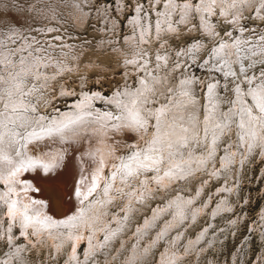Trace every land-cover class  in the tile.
Returning a JSON list of instances; mask_svg holds the SVG:
<instances>
[{
    "label": "bare ground",
    "instance_id": "bare-ground-1",
    "mask_svg": "<svg viewBox=\"0 0 264 264\" xmlns=\"http://www.w3.org/2000/svg\"><path fill=\"white\" fill-rule=\"evenodd\" d=\"M153 1L152 14L134 0L124 36L116 17L125 12L124 0H115L113 8L99 2L93 14L101 21L109 22L108 13L117 12L109 22L112 38L72 47L62 32L68 22L87 23L92 14L87 16L86 9L95 0H0V241L9 244L0 264H29L22 252L35 243L50 246L53 254L47 264H53L50 256L58 253L67 258L63 264L92 263L97 253L105 254L120 228L131 227L135 234L120 235L121 246L114 255L119 264L149 261L160 242L165 247L157 264H186L190 255L204 256L208 247L216 251L230 229L233 222L227 213L234 206L230 195L237 191L229 183L233 164L253 149H261L264 158V70L248 69L264 62V30L252 35L254 26L248 30L241 26L246 17L264 20V0ZM218 24L226 25L224 34ZM35 30L50 41L48 46L35 44ZM191 34L200 38L172 46L171 38L182 42ZM104 54L116 57L121 81L135 75L137 84L123 83L108 93L84 90L88 71L108 70L99 59ZM200 63L204 80L189 68ZM71 74L76 76L74 86L64 81ZM53 88L55 93L49 95ZM55 96L67 98L68 105L53 110L49 104ZM98 101L107 107H98ZM40 103L52 109L51 117L47 111L37 112ZM110 105L118 108L117 114ZM150 123L154 133L149 142ZM127 130L137 133L136 141L126 140ZM228 131L236 138L225 139L230 144L224 147L221 141ZM54 134L57 144L52 142ZM217 159L220 168L213 166ZM144 166L152 169L150 178L139 170ZM207 170L212 179L223 181L208 198L202 197L204 183L196 190L179 186L180 180L185 183ZM59 177L75 205L51 214L46 199H33L34 181L41 178V183L57 185ZM152 189L163 190L165 202L145 215L142 225L133 226L129 220L133 205L147 201ZM215 197L219 199L214 204ZM118 199L124 203L123 218L110 210ZM197 214L207 216V221L193 239L187 226ZM259 216L263 226L264 207ZM16 228L24 244L16 241ZM84 243L83 260L78 247ZM259 257L258 263L264 264Z\"/></svg>",
    "mask_w": 264,
    "mask_h": 264
},
{
    "label": "rangeland",
    "instance_id": "rangeland-1",
    "mask_svg": "<svg viewBox=\"0 0 264 264\" xmlns=\"http://www.w3.org/2000/svg\"><path fill=\"white\" fill-rule=\"evenodd\" d=\"M102 1H105V3L107 2L108 3L107 5H111V7L113 5H115L114 3H116L115 0H95V3L88 5V8L86 9L87 16L92 14V16H88L87 23L80 22L79 24H77L75 21H74V23L68 22V24H67L68 29L67 30L64 29L67 33H65L63 30L62 33H64V34H62V33L61 34H62L64 39H66V40L70 41V43H72V44H70L72 47L73 46L77 47V45H82V46L90 45V44L96 45L100 41L101 37H104V36L106 38H112V31H111V28L109 29V27H110L109 22H110V19H113L114 14L116 15L117 12L114 11L113 13H111V12L108 13L109 18H110L109 22H107L108 24L106 23V21L103 22V21H101V19L96 18V15L94 17V14H93V13H95L96 5L100 4L99 2H102ZM136 1L141 2V4L139 3L140 8L144 11H146V10L151 11L152 10L151 7H154V3H155V1H153V0H148V1L147 0H136ZM134 3H135L134 0H124L125 12H124V14H122L120 16H118V14L116 16L119 18V21L121 22V25H122L119 33L121 35L123 34V36L126 34L125 32L127 31V28L125 26L126 25L125 19H126V17L128 19L129 16L133 13L132 9L134 8L133 7L135 5ZM144 6H145L146 10L144 9ZM151 13H152V11H151ZM63 21L66 22L67 20L63 19ZM55 22H57V21H55ZM49 25H52L53 27L58 26L57 23H52V24L50 23ZM218 25L220 28L219 31L223 32V34H224L226 31L225 30L226 25H222V24H218ZM251 25L254 26V29H251L252 27L250 28V30H254V31H252V35L253 34H259V32L264 30V20L263 19H256V18L251 19L249 17H246L241 26H244V28H246L245 30H248ZM104 27H106V29L108 31L105 30ZM99 28H100V31H99ZM103 29L105 30L104 34L102 33ZM229 31L230 30H228V32ZM40 32L35 30L36 37H37L35 44L43 45V43H45L48 46L50 41H48L46 39H42V37L44 35L41 34ZM109 32H111V33H109ZM106 34H108V35H106ZM196 36H197V38H200L199 34H191L190 36H187L186 38H184L182 42H180L178 39H175L173 37V38H171V44L173 47L177 48V47L182 46V44L189 42L192 38H194ZM48 37L51 38L52 36H48ZM50 38H48V39L50 40ZM52 42H56V40L52 41ZM208 46H209V44H208ZM206 48H207V45H206ZM86 55H92V54H86ZM86 55H84L82 57L85 59L87 57ZM95 55H96V53H95ZM99 59H101V61L104 62L103 64H105L108 67L109 71L107 70L104 73L99 72L98 68H93L90 71H88L87 74H85L86 80L88 82H87L86 86L84 87V90L93 92L94 89H96V90L100 89V90H102V92L108 93V92H111V90L113 91L115 86H120L123 83L128 85V86H135L137 84V80H136L137 77L135 75H131L130 76L131 78L130 77L126 78L127 82L124 78H123L124 81H121L122 80L121 76H122L123 72H122L121 67L115 66V64L117 62L116 61L117 59L115 56L111 57L110 54H104ZM174 60H176V58ZM189 64L190 63H187V65H189ZM200 65H201V63L198 65L193 64L189 68H190V71L195 73L197 76L199 74L200 75L199 77L204 80V76H203L204 72L199 68ZM248 66H249V64H248ZM259 67H261V68H259ZM250 68H254L256 71L259 69L264 70V62L260 63V65H258V66L257 65L249 66L248 69H250ZM64 81L66 82L67 85L69 84V85L74 86V85H76V76H73V74H71L67 78H64ZM71 82H73V84ZM57 90H58V88H57ZM55 91H56V88H53L52 91H49L47 93L49 95H52L55 93ZM201 91H202V89L198 88L197 92L201 93ZM221 95L223 96V92L221 93ZM58 96L57 97L55 96L53 103L49 104V105L54 107L53 110H55V111L59 110L60 108H64L68 105L67 103H65L67 98L61 99ZM74 97H75V95H72L69 98L73 99ZM55 98H56V100H55ZM58 98H60V99H58ZM75 100H76V98H75ZM43 105L44 104H42V103L38 104V106L36 108L37 112L38 111H45V112L47 111L48 113L46 112V115L51 117L52 116V114H51L52 109L46 108L47 106H43ZM97 106L100 108H103V109H105L107 107L101 101L97 102ZM109 107L111 108V110L113 112H116L118 109L117 107H113L112 105H110ZM39 113H42V112H39ZM116 114H117V112H116ZM45 123L48 124L49 121H47ZM40 126L41 125H38L36 128H38ZM149 127H150L149 132H151V133L149 134L148 139L150 142V140H152L151 137L154 133L153 124L151 125V123H150ZM37 130L39 131V130H41V128H38ZM23 133H21V138H20V140H22V141L24 139ZM114 133H116V131ZM116 136H118V135H116ZM51 137L53 138L52 142L54 144H57L56 142L58 141L57 140L58 135L54 134V135H51ZM235 138H236V136H235L234 132L228 131L227 133H225L223 135L221 143H225L224 147H227V146H229L230 142H228L229 144L226 143L225 139L230 140V139H235ZM149 142H148V144H149ZM200 144H202V141H200ZM19 147H18V149H19ZM200 147H201V145H200ZM32 150H33V148H32ZM221 151H222V148H221L220 152ZM221 155H223V154H221ZM217 160L218 161H215L213 166H218L220 168L219 159H217ZM106 168H107V166L105 167L104 172H103L105 175H107L109 173L111 167L108 165V168L107 169ZM232 168L235 170V173H234V178L231 179L229 181V183L234 184L235 189L237 187V191L233 192L230 195V197H231L230 200L234 202V206H233L232 210L227 214L230 215L229 219L231 218L230 220L233 223L231 224L230 229H228L226 231V233L223 235L218 246L215 247V248H217L216 251H211V248L208 247V250H207L208 252H205L204 256L202 255L200 257L199 255H193V256L190 255L188 257V259L185 260L186 264H190L191 262H192L191 264H197V263L198 264H208V263L212 264L209 261L210 259H213L215 264H238L240 259H242V260L239 262V264H245V263L246 264H256V263L259 264L258 263V258H260L259 256H261L262 260H264V258L262 257V255L264 253H261L264 251V225L262 226L261 225L262 223L260 224L261 221L259 220V218H260L259 215L261 214L262 208L264 207V158L262 157V150L261 149H259V150L253 149L251 152H248V153L246 152L245 157L243 158V161H241L239 159L237 161V165L235 166L233 164ZM139 170L144 171V173L146 172L147 177L150 178L152 169L150 170L144 166V167L140 168ZM208 171L209 170L203 171V174L199 175L196 178L193 177L190 181H187L185 183H182L184 180H180L179 183H181V184L179 186H181L182 184H186L187 187L191 188V190H196L199 186H201L198 184L203 185V183H204L203 186L205 188L202 191V197L207 196L205 198H208L210 196V193H214L215 190L218 189V187L223 185V181L220 182V180L217 181L215 179H212L213 176L212 175L209 176L210 171H209V173H208ZM128 177H132V176L128 175ZM137 178H138V182H139V180H141V176L140 177L138 176ZM200 179H202V180H200ZM206 179H208L209 182ZM239 179H240V181H239ZM103 185L104 184H102V186ZM175 185H176V183H173V186H175ZM210 188H212V189H210ZM145 195H146V193H145ZM166 196L167 195H165L163 190L159 189L158 192H156L155 189H152V195L147 194V201L143 200L142 203H139L138 201H136L135 204L133 205L134 208L130 212V219H129L130 223H133V226L135 224L142 225L143 217L145 215L151 214L152 210L157 205H160V204L162 205L165 202V200H163V199ZM218 199H219V197H217V198L215 197L213 199L214 204ZM121 201L122 200L118 199L116 201V203L111 206L110 210L114 214H117V215L121 214L122 218H123L126 214L122 212V208H123L122 206L124 203L122 204ZM136 207L139 208V210L135 209ZM2 210H0V214H1ZM211 212H212V210L210 211V213ZM197 215H196L197 221L196 220L193 222L191 221L193 224L190 222L192 225L189 223V225L187 226L189 229L190 236L192 235L191 237H193V239L196 238L197 234L202 230L200 228H202L204 223H206V221H207V220H205V218L207 216H205L203 214H200V215L197 214ZM229 219H228V221L230 222ZM257 221L258 222L260 221V222L258 223ZM194 224H195V226H194ZM200 224H202V225H200ZM189 226H193V228H190ZM252 229H254V230H252ZM17 230H18V228H16V230H14V233L16 235L15 237H17L16 241L19 240V245L24 244L25 239L20 238V237H22L21 231H19V230L17 231ZM132 231H133V227H131L127 231L125 228H120L118 230L119 235L113 237V239L111 240L112 242L109 241L111 244L110 247H108L107 250L104 249V250H106L105 254L104 253H97V256H96L97 258H95V260H93L92 263H90L88 261L87 264H100V263L101 264H119V262H117V260L114 258L117 247L120 248V246H121V242H122L121 237L124 238L126 236L128 237L132 234H135L136 231L135 230L133 232ZM194 231H195V233H194ZM120 235H121V237H120ZM152 236H153V238H152ZM149 237L151 238V240H153L154 239L153 233L150 234ZM103 239H104V237L102 238V240ZM164 245H165L164 243L160 242L159 245H157L154 248L153 253L151 255L152 257H150L151 259L149 258V261H147L146 259H144L142 261L137 260L133 264H157L158 260H159V258H158L159 254H161V252H163V248L165 247ZM219 245H222V247H220ZM26 246H27V250L29 249V251H23L22 254H24L23 255L24 260L26 262H28L29 264H35V263L39 264V262L41 264H45V263L47 264V262L49 261V259H48L49 255L53 254L50 246L45 247V246H42V245L37 244V243H35L34 245H26ZM78 248L80 250L81 258L84 260L85 256H83V255H84V252H85L87 246L84 243V244H81ZM7 249H9V244H7V241L6 240L0 241V256L5 255ZM235 250H237V251H235ZM216 253H217V255H215ZM240 253L242 256L240 255ZM234 255H236V256H234ZM65 257L66 256L63 253H58L57 257H54V255H51L50 259L52 258L51 261L53 262V264H63L67 261V258H65ZM47 259H48V261H47ZM194 260L196 263L194 262ZM16 264H18V263H16ZM68 264H73V262L72 263L69 262Z\"/></svg>",
    "mask_w": 264,
    "mask_h": 264
},
{
    "label": "water",
    "instance_id": "water-1",
    "mask_svg": "<svg viewBox=\"0 0 264 264\" xmlns=\"http://www.w3.org/2000/svg\"><path fill=\"white\" fill-rule=\"evenodd\" d=\"M115 135H117L115 133ZM129 135L130 137H127L126 140L128 141H136L138 136H137V133L134 131V130H127L126 131V136ZM118 137V136H116ZM119 140H122V138ZM127 150V149H126ZM126 151L123 150L122 152H120L121 154L125 153ZM42 177V176H41ZM41 179V178H39ZM35 180V186L37 187L35 189V193L34 195H32L33 199H36V200H43L42 198L46 199V201L48 202V205L50 203V206L48 207L49 208V212L51 214H55L56 212H61L63 209H68L70 207H73L75 204L74 202L70 201V197L72 198L73 195L72 193L69 191L67 192V189L66 190H62V181H63V178L62 177H59L60 179V184H45L46 181L44 182H40V180ZM42 180V179H41ZM57 181V180H56ZM52 189H55L57 192H58V196H56L55 194L52 193ZM38 192V193H37ZM65 192V193H64ZM37 193V194H36ZM31 200V199H29ZM65 204H68V206L65 207ZM46 209H47V206H46ZM47 212H48V209H47Z\"/></svg>",
    "mask_w": 264,
    "mask_h": 264
}]
</instances>
